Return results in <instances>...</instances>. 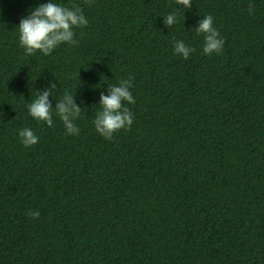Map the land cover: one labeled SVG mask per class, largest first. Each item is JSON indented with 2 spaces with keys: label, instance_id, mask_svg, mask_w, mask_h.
<instances>
[{
  "label": "trees",
  "instance_id": "obj_1",
  "mask_svg": "<svg viewBox=\"0 0 264 264\" xmlns=\"http://www.w3.org/2000/svg\"><path fill=\"white\" fill-rule=\"evenodd\" d=\"M60 2L88 25L26 56L17 26L47 0H0V264H264V0H193L171 28L174 0ZM206 15L221 55L196 36ZM124 79L134 122L106 140L100 94ZM48 81L53 107L76 95L78 135L28 115Z\"/></svg>",
  "mask_w": 264,
  "mask_h": 264
},
{
  "label": "clouds",
  "instance_id": "obj_2",
  "mask_svg": "<svg viewBox=\"0 0 264 264\" xmlns=\"http://www.w3.org/2000/svg\"><path fill=\"white\" fill-rule=\"evenodd\" d=\"M174 3L175 11L163 16V24L168 28L177 23V13L191 9L193 0H174ZM248 11L251 14L254 11V6L250 5ZM88 23L89 20L81 7L75 5L67 7L60 0H47V3H39L30 8L28 15L21 18L17 26L19 45L26 56H32L36 52L48 56L62 44H76L74 30L84 28ZM194 29L196 36L203 37V54L205 56L222 54L225 40L214 27L211 15H206L199 20ZM194 50L184 40L174 42V54L185 60L189 59ZM132 87L131 79H124L118 85H109L107 94L101 92L100 111L97 112L93 124L95 131L104 139L110 140L115 133L129 129L133 125V113L126 106L136 103L131 91ZM56 88L55 82L48 81L43 90H38L36 98L27 105L28 115L37 122H44L47 126L53 127V115L55 114L62 122L66 135H78L80 129L76 121L84 110L77 104L76 95L73 96L68 91L64 92L53 107L50 97H53ZM18 135L20 143L25 148L39 143V136L31 128L21 129ZM27 214L33 219L40 216L39 211H29Z\"/></svg>",
  "mask_w": 264,
  "mask_h": 264
}]
</instances>
